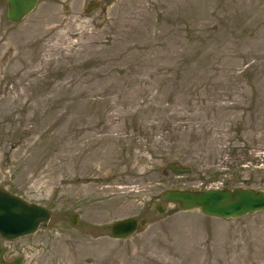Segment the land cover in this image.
Listing matches in <instances>:
<instances>
[{"label": "rangeland", "instance_id": "374dc122", "mask_svg": "<svg viewBox=\"0 0 264 264\" xmlns=\"http://www.w3.org/2000/svg\"><path fill=\"white\" fill-rule=\"evenodd\" d=\"M88 1L12 22L0 0V189L51 211L0 237L6 258L264 264V211L154 208L165 189L264 190V0ZM124 217L146 223L115 238Z\"/></svg>", "mask_w": 264, "mask_h": 264}, {"label": "water", "instance_id": "95a60500", "mask_svg": "<svg viewBox=\"0 0 264 264\" xmlns=\"http://www.w3.org/2000/svg\"><path fill=\"white\" fill-rule=\"evenodd\" d=\"M38 0H6V16L12 22H20L31 14ZM99 2L89 0L85 12L97 8ZM192 171L179 161L167 162L163 174L172 173L176 176L188 175ZM167 205L176 206L182 211L199 210L203 215L232 219L244 215L264 211V190L237 187L211 189H165L160 195V202L154 208L163 213ZM51 212L46 207L36 203H28L22 198L0 189V237L14 240L31 235L41 225H47ZM78 216L70 217V223L76 224ZM146 220L125 217L115 220L110 226V234L115 238L132 236L138 224L145 225ZM7 249L0 242V264H22V257L6 259Z\"/></svg>", "mask_w": 264, "mask_h": 264}, {"label": "flooded vegetation", "instance_id": "af4514ba", "mask_svg": "<svg viewBox=\"0 0 264 264\" xmlns=\"http://www.w3.org/2000/svg\"><path fill=\"white\" fill-rule=\"evenodd\" d=\"M5 1V4H6V0H4ZM23 257V256H22ZM24 259V258H23ZM23 259H22V264H23Z\"/></svg>", "mask_w": 264, "mask_h": 264}]
</instances>
